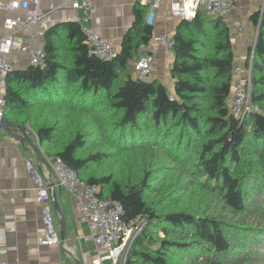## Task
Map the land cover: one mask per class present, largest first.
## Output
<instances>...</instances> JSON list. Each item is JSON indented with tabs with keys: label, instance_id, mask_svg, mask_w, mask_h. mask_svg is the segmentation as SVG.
Returning a JSON list of instances; mask_svg holds the SVG:
<instances>
[{
	"label": "trees",
	"instance_id": "trees-1",
	"mask_svg": "<svg viewBox=\"0 0 264 264\" xmlns=\"http://www.w3.org/2000/svg\"><path fill=\"white\" fill-rule=\"evenodd\" d=\"M147 9L134 8L111 60L63 22L65 39L46 40L44 67L5 73L3 116L97 185L98 197L120 201L126 222L141 223L124 264H264V198L251 193L264 190V3L245 63L252 108L239 116L229 108V27L202 7L172 36L173 94L134 76L129 60L152 35Z\"/></svg>",
	"mask_w": 264,
	"mask_h": 264
},
{
	"label": "crops",
	"instance_id": "crops-1",
	"mask_svg": "<svg viewBox=\"0 0 264 264\" xmlns=\"http://www.w3.org/2000/svg\"><path fill=\"white\" fill-rule=\"evenodd\" d=\"M62 1L40 0V5L46 8L49 3L56 5ZM173 1L180 0H163L160 7L155 10L154 21L148 24L152 26L151 38L143 48L137 50L138 55H145L152 62V75L149 79L161 81L171 94L174 82L170 69L174 55L159 45L158 37L163 33L173 36L180 21L178 17L166 13ZM139 3L140 0H94L93 25L101 35L112 42L117 51L120 50L123 38L133 24L134 8ZM263 3L264 0H234L232 9L222 16L229 27L234 61L242 69H247L245 63L256 38V25L252 21V15L261 9ZM71 12L68 6L53 9L47 17L44 33L36 36L32 44L43 49L46 40L54 37L60 41L65 39L66 30L61 24L70 19ZM5 16L6 13L0 11V36L9 31L4 24ZM50 28H53L52 32L45 35ZM32 30L35 28L25 26L18 34L25 37ZM30 64L25 53H16L10 66L12 69L21 70ZM4 90L5 83L0 87L1 97ZM28 131L34 142L38 143L33 131L29 128ZM27 161H30L33 169L45 183L52 181L55 184L53 186L55 197L65 218V240L62 246L60 243L39 244V240L45 234L44 203L36 198V185L26 165ZM0 188L6 189V192L0 194V260L6 264H75L77 259L79 264H97L96 259L102 251L96 250L87 223L79 219L75 199L71 193L57 185L49 165L36 159L32 147L16 141L3 131L0 132ZM50 204L53 224L59 234L60 216L52 203ZM106 263L107 260L103 262Z\"/></svg>",
	"mask_w": 264,
	"mask_h": 264
},
{
	"label": "built area",
	"instance_id": "built-area-1",
	"mask_svg": "<svg viewBox=\"0 0 264 264\" xmlns=\"http://www.w3.org/2000/svg\"><path fill=\"white\" fill-rule=\"evenodd\" d=\"M163 0H140L141 4L148 5L145 22L152 24L155 10ZM68 6L71 9L70 20L75 21L85 37L89 53L94 56L111 60L117 50L112 42L101 35L93 25L94 0H63L54 5L49 3L42 8L40 0H0V11L5 12L4 24L9 31L0 36V87L4 83L5 73L11 69V62L16 53H25L32 65L45 66V52L42 48L35 47L32 40L44 33L47 26V17L55 8ZM234 6V0H180L169 4L167 14L179 19H190L202 7L210 15H226ZM31 26L35 28L27 36H20L21 28ZM159 45L168 52H172L174 40L166 33L158 37ZM144 47L141 43L138 49ZM134 76L141 80H149L152 75V62L145 55H138L129 61ZM234 85L233 96L229 108L236 116L251 110V84L250 70L242 69L236 65L233 69ZM3 97L0 96V116H3ZM1 132V129H0ZM41 149V148H40ZM44 161L49 165L57 185L66 188L75 199L79 219L87 223L93 235L95 248L102 251L96 259L97 264H124L129 246L139 230L141 223L126 222L122 216L123 208L120 201L111 197L100 198L97 193L99 188L81 179L76 172L57 156L46 155L41 149ZM32 180L36 185V198L43 202V218L45 234L39 240L41 245L59 244V236L53 224L50 191L39 174L33 169L30 161L26 162ZM55 185V184H54ZM6 189L0 188V194ZM0 264H6L0 260Z\"/></svg>",
	"mask_w": 264,
	"mask_h": 264
},
{
	"label": "water",
	"instance_id": "water-1",
	"mask_svg": "<svg viewBox=\"0 0 264 264\" xmlns=\"http://www.w3.org/2000/svg\"><path fill=\"white\" fill-rule=\"evenodd\" d=\"M263 9V6L261 7V11ZM70 20V19H68ZM72 21V20H71ZM259 28V24L256 26V34ZM256 39V38H255ZM255 43V41H254ZM254 43L252 47L254 48ZM251 56H252V50H251ZM250 56V60H251ZM250 70V66H249ZM0 129L9 137L15 139L16 141L22 142V143H27L30 147H32L33 151L36 154V159L40 161H44V158L42 156L41 149L38 145V143H35L34 140L32 139L31 135L29 134L27 130V126L21 125V124H15L8 120L4 116H0ZM48 186H51V191H50V199L53 208L59 213L60 216V230H59V243L62 246L63 241L65 240V218L63 216V213L57 203L56 197H55V190L53 188L54 183L52 181L47 182ZM72 257V255H70ZM75 264H79L77 259H75Z\"/></svg>",
	"mask_w": 264,
	"mask_h": 264
},
{
	"label": "rangeland",
	"instance_id": "rangeland-1",
	"mask_svg": "<svg viewBox=\"0 0 264 264\" xmlns=\"http://www.w3.org/2000/svg\"><path fill=\"white\" fill-rule=\"evenodd\" d=\"M233 85H234V81H233ZM233 85H232V87H233ZM233 89V88H232ZM233 94V90L231 91V97L230 98H232V95ZM229 102H230V100H229ZM28 130V129H27ZM29 132V131H28ZM33 134H34V136H35V139H36V135H35V133L33 132ZM251 193H253V194H255V195H257L256 196V198H257V200H263V198H264V190L260 193V194H257V192H255V189H254V187L251 189Z\"/></svg>",
	"mask_w": 264,
	"mask_h": 264
},
{
	"label": "clouds",
	"instance_id": "clouds-1",
	"mask_svg": "<svg viewBox=\"0 0 264 264\" xmlns=\"http://www.w3.org/2000/svg\"><path fill=\"white\" fill-rule=\"evenodd\" d=\"M12 69V68H11Z\"/></svg>",
	"mask_w": 264,
	"mask_h": 264
}]
</instances>
